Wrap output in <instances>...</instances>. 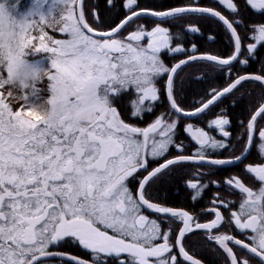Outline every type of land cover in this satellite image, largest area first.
Here are the masks:
<instances>
[{
	"label": "snow or ice",
	"instance_id": "obj_1",
	"mask_svg": "<svg viewBox=\"0 0 264 264\" xmlns=\"http://www.w3.org/2000/svg\"><path fill=\"white\" fill-rule=\"evenodd\" d=\"M106 3L112 6V0ZM216 3L232 18L200 0L163 9L126 0L124 17L105 29L89 23L88 15L96 24L100 16L86 9L85 0H31L25 9L18 0H0V264H203L185 247V238L198 231L226 264H264V103L240 122L239 155L223 156L235 149L231 121L223 109L212 113L246 81L264 86V73L232 72L234 63L247 65L264 48V23L251 24V36L242 37L238 0ZM244 3L264 16V0ZM188 14L218 20L232 54H191L166 66L162 54L188 52L172 31V22ZM146 17L154 18L151 25L138 23ZM188 30L200 31L192 25ZM197 59L211 62L229 80L185 110L175 97L174 77ZM162 76L171 111L144 127L122 118L121 108L135 119L154 111ZM178 116L203 117L205 126L180 125ZM179 131L196 145L191 154H185ZM253 148L260 162L244 171L259 187L226 178L240 200L216 193L205 222L152 196V186L176 166L195 165V182H188L195 201L208 188L200 169L239 165ZM66 242L88 258L60 251Z\"/></svg>",
	"mask_w": 264,
	"mask_h": 264
},
{
	"label": "trees",
	"instance_id": "obj_2",
	"mask_svg": "<svg viewBox=\"0 0 264 264\" xmlns=\"http://www.w3.org/2000/svg\"><path fill=\"white\" fill-rule=\"evenodd\" d=\"M29 0H18L21 9H25L28 6ZM188 0H139L142 7L163 9L168 7L179 6L181 4L187 3ZM126 3V0H112V6L110 7L106 0H85V7L87 10L95 9L100 16L99 23H93L92 17L87 16L89 23H92L93 27L108 28L109 26H114L117 24L125 15V9L122 4ZM201 5L206 7H212L218 11H221L226 17L231 19L232 17L228 12L221 7L216 0H200ZM240 6L241 17L244 21V28H238L242 37L251 36V33L247 31L248 27L253 24L264 23V16L259 15L257 12L253 11L247 7L244 0H238ZM154 18L146 17L141 18L138 23H147L151 25ZM175 27L172 28L174 33L179 36L180 43L188 49L187 53H164L162 54L163 61L169 66H173L179 60L186 58V55L191 54H214L219 57H227L232 54V41L225 30V27L216 19L201 16L199 14H188L181 20L172 22ZM198 26L200 31L198 33H193L188 30V26ZM57 38L64 37L61 34H56ZM209 37H214V39H209ZM247 42H252L248 39ZM196 45V50L193 53L191 50V45ZM242 58H248L245 54ZM249 63L247 65L234 63L232 67L233 74H261L264 73V48H258L257 53L252 58H248ZM229 77L224 72L220 71L218 68H213L211 62L206 60H197L191 62L177 71L174 77V94L181 108L185 110H192L194 107L198 106L199 103L205 99L209 92L215 89H222L226 86ZM166 80L162 76L159 78L157 87L160 91V101L156 104L154 111L152 113H146L145 115H153V118L161 113H168L171 111L170 105L167 97L164 95V87ZM264 86H261L259 82L246 81L238 91L234 94H229L228 96L221 99L218 104L212 109L213 114H218L221 109H223L228 117L230 118L231 125L229 127L232 130L231 144L235 146L234 151L229 150L223 152V156H232L240 154V146L238 145V128L241 126V121L247 123L250 114L256 110L261 103H264ZM126 99V98H125ZM128 110L126 108H121V115L124 119H128L125 113ZM211 118V116L209 117ZM181 124L187 122H198L200 127H204V118H186L178 116ZM259 119V118H258ZM244 132V129H243ZM179 137L190 141L187 135L183 131H179ZM215 135V132L212 133ZM174 149L172 150V155ZM239 165L226 166L224 169L227 171V177L232 174H236V169ZM219 170L220 167H216ZM163 185H155L153 195L155 197H168V202L171 204H179V198L184 195L183 190L179 189L178 193H175L177 178L174 175H169L165 178ZM160 190V191H159ZM201 232L198 231L195 237L189 241L185 238L187 245V250L190 254L201 259L205 264H226V258L224 254L215 246L212 248V243L208 242L204 236L200 235ZM202 241V244H207L210 248L208 249H197L190 244H195L196 241Z\"/></svg>",
	"mask_w": 264,
	"mask_h": 264
},
{
	"label": "flooded vegetation",
	"instance_id": "obj_3",
	"mask_svg": "<svg viewBox=\"0 0 264 264\" xmlns=\"http://www.w3.org/2000/svg\"><path fill=\"white\" fill-rule=\"evenodd\" d=\"M126 100H127V98L125 99V102H126ZM125 116L128 118V119H125L126 121H128L130 123L137 124L140 127H144L148 123L153 122L154 119L159 115H157L156 117L153 118V115L147 116L144 114L143 119H135V118H130V113H129V111H127L125 113ZM179 123L181 124L180 120H179ZM187 123H193L194 125H198L197 124L198 122H194V121L193 122H187ZM184 124H186V123H184ZM228 130L232 134V130H230L229 128H228ZM242 134H243V128L240 126L238 128V136H241ZM215 136L217 139H220L219 133L215 132ZM231 137H232V135H231ZM179 140L182 141L184 143V145L186 146L185 150H184L185 154H191L195 150L196 145H194L191 141L188 142L187 140L181 139L180 137H179ZM173 153H175V150L173 151ZM175 154H173V155H175ZM258 162H260V158L258 156L256 149L253 148L251 150V154L248 156V158L243 163L239 164V167L236 169V174H232L230 177H232V176L239 177L244 181V183L247 186L252 187L254 189L258 188L259 184L254 180L253 176L246 174V172L244 171V167L246 164H254V163H258ZM224 167H226V166H221L220 167L221 169L219 170L216 167L206 165L203 169H200V171L207 173V175H205L202 178V182L205 184H208V188L205 189L203 191L201 197L195 201L192 199L194 190H192L188 187V182H190V181L195 182V177L193 176V173L195 171H197V167L195 165L176 166L172 172H170L168 175H166L161 180H158L156 182V184L158 186L159 185L164 186L163 182H164V180H166L165 178L171 174L174 175L178 179L176 184H175L176 185L175 193L179 192L180 187L184 193L182 198H179L180 199V202H178L179 204L175 205V204L169 203L168 197H166V196L165 197H160V196L155 197V195H153V192H152V196L155 200H157L160 203L166 204L167 206L175 208V209L186 210L190 214L195 216L197 219H199L201 222H205L206 220L211 218L205 212V209H208L212 206L211 201L214 198L216 193H219V195L222 198H224L225 200H230V201L234 200L237 202H239V200H240L239 194L232 192V190L229 189L228 186L224 183V180L226 178H230V177H227V171L224 169ZM212 181L219 182V185L217 186V184H213ZM156 184H154L152 186L151 191L154 190ZM221 211L223 212L225 217L228 216L227 210L221 209ZM149 215H152V214L149 213ZM170 223L172 224L173 228L179 227V225L175 222H170ZM225 231H228V229H225ZM232 231L235 234V230L233 229ZM197 233L198 232H195L186 238H188L190 241V240H192V237L196 236ZM200 235L205 237V234L203 232H201ZM240 238L243 239L242 236ZM191 246H194L195 248L200 249V250L210 248L207 244H202L201 240L200 241L197 240L195 244L191 243L190 248H191ZM185 247L187 249L186 244H185ZM59 250L63 251V252L71 253L72 255H76L78 257H82L85 259L88 258V254L85 251H83L81 248L77 247L76 245H74L71 242L64 243L60 247ZM57 264H59V262H57ZM253 264H256L255 260H253Z\"/></svg>",
	"mask_w": 264,
	"mask_h": 264
},
{
	"label": "rangeland",
	"instance_id": "obj_4",
	"mask_svg": "<svg viewBox=\"0 0 264 264\" xmlns=\"http://www.w3.org/2000/svg\"><path fill=\"white\" fill-rule=\"evenodd\" d=\"M50 2H51V0H50ZM30 4H31V0L28 1V6H27V7H29ZM60 38H65V37H60ZM164 63H165V62H164ZM165 65L168 66L166 63H165ZM122 116H123V115H122ZM122 118H123V117H122ZM213 246H215V245L212 244V248H213ZM214 248H216V246H215Z\"/></svg>",
	"mask_w": 264,
	"mask_h": 264
},
{
	"label": "water",
	"instance_id": "obj_5",
	"mask_svg": "<svg viewBox=\"0 0 264 264\" xmlns=\"http://www.w3.org/2000/svg\"><path fill=\"white\" fill-rule=\"evenodd\" d=\"M195 55L200 56V55H203V54H195ZM183 59H185V58H183ZM181 60H182V59H181ZM197 60H202V59H197ZM197 60H195V61H197ZM191 62H194V61H190L189 63H191ZM189 63H188V64H189ZM186 65H187V64H186ZM183 66H185V65H183ZM183 66H182V67H183ZM182 67H181V68H182ZM178 70H179V69H178ZM181 117H183V116H181ZM228 166H231V165H228ZM203 264H205V263L203 262Z\"/></svg>",
	"mask_w": 264,
	"mask_h": 264
}]
</instances>
